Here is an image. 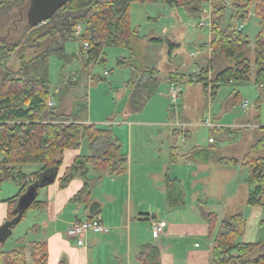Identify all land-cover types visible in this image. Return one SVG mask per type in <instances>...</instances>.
Here are the masks:
<instances>
[{
  "label": "trees",
  "instance_id": "1",
  "mask_svg": "<svg viewBox=\"0 0 264 264\" xmlns=\"http://www.w3.org/2000/svg\"><path fill=\"white\" fill-rule=\"evenodd\" d=\"M156 1L68 0L49 19L37 25L28 21L31 0L0 1V11L3 8L9 11L17 7L19 20L25 22L18 39L9 42L5 40V35L0 40V52L3 55L16 50L19 57V69L13 74L3 71L0 79V184L4 180H13L20 184L21 193L30 186L38 189L49 184L57 178L62 152L68 148H77L81 140L86 138L92 153L77 157L58 180L59 185L64 187L75 176L81 177L83 185L73 200L85 204L89 212L87 219L97 216L100 204L90 199L92 183L87 179V165L91 164L100 173L107 171L108 174L119 175L125 171L126 157L121 153V143L110 128L84 124L74 115L62 112L60 103L70 94V89L77 88V82L67 81L62 76L57 91L59 101L57 105L48 104L53 96L48 77L49 59L56 56L68 64L82 56L87 66L104 60V46L128 48L129 56L118 60L117 64L130 66L136 71V78L130 81L129 107L131 110H139L145 99L154 92L159 81V70L142 68L136 61H132L134 50L131 39L137 36L138 30L131 28L130 6L134 2ZM162 1L172 7H185L190 14L196 16L200 15L205 3L211 9L209 45L214 57L209 59L206 68H200L190 75L170 72L168 81L176 84L185 80L201 83L207 94L214 97L220 84L249 80L254 67L253 82L259 92L256 107L259 108L264 103V0H232V14L225 27H221L227 9L225 0ZM248 11L260 18V28L253 42L242 34V30L231 24L234 19H242ZM82 24L84 27L76 36V27ZM73 40L79 43L78 53L66 52V43ZM150 41L159 43L162 39L153 38ZM84 42L88 43L85 51ZM26 50L32 52H25ZM249 51H252V62L247 56ZM221 56L229 64L214 70ZM210 73H213L212 76H209ZM81 108L85 109V104ZM260 132V136L241 161L248 171L246 181L253 187L248 195L249 206H264V126H260ZM192 155L204 162L215 160L216 163L226 165L238 163L236 158L213 157L211 149L198 148ZM176 160L172 152L170 161ZM25 163L42 164L44 169L52 172V179L43 181L38 174L25 177L15 167ZM164 188L168 207L175 208L184 204L182 184L178 178H165ZM40 205V202L34 200L29 208ZM26 211L19 215L16 206H11L6 223L14 224ZM204 217L213 230L217 216L204 212ZM245 222L242 212L225 216L220 221L212 245V264H264V240L255 243L238 241ZM8 233L7 231L6 235ZM27 250L34 264H46L47 248L44 242H32L28 247L0 251V264H26ZM136 259L138 264H160V251L156 245L147 243L139 248ZM59 264L65 263L61 260Z\"/></svg>",
  "mask_w": 264,
  "mask_h": 264
},
{
  "label": "crops",
  "instance_id": "2",
  "mask_svg": "<svg viewBox=\"0 0 264 264\" xmlns=\"http://www.w3.org/2000/svg\"><path fill=\"white\" fill-rule=\"evenodd\" d=\"M250 14L252 12H246L243 18ZM153 38L156 37L150 39ZM147 67L155 69L154 66ZM74 74L72 78L77 80L79 91L81 80ZM164 79L167 80L168 76L165 75ZM130 81L127 86L131 87ZM119 92L120 97L126 94L124 89ZM130 96L131 89L126 95V106L119 112L121 117L117 120L110 116L93 119L86 110V103L83 111L80 108L85 102L81 96H73L61 108L62 112L74 115L84 124L110 128L121 143V153L126 157L124 173H100L91 164L87 165V179L92 183L90 199L100 204V212L96 217L110 227V232L86 233L80 238H71L66 234L73 222L87 219L89 215L85 204L73 200L83 185V179L75 176L64 187L59 185L58 180L77 157L92 153L88 140L83 138L77 148L62 152L57 178L37 189L35 201L42 205L29 208L14 224H7L6 221L10 207L23 194L20 184L13 180H4L0 184V251L28 247L32 242H44L47 248L46 264H59L61 260L65 264H138L136 254L139 248L150 243L160 251V264H212V245L220 221L231 215L227 214V209L235 208L241 192L245 208L239 205L241 208L236 212H242L246 222L238 241L255 243L264 240V206L247 204L253 187L246 181L248 171L242 177L239 176L237 168H241L240 161L227 165L216 163L215 160L204 162L191 155L200 147L188 149L185 144L178 146L170 143L166 146L162 139L169 137L168 132L159 130L156 135L153 131H147L146 134L139 129L134 130V124L138 121L129 118L132 115L129 109ZM237 97L238 94H235ZM242 108L246 109L247 106ZM183 117L180 111L174 115L169 112L167 119L147 123L171 126L169 130L174 140L178 131L183 133L181 125H190ZM184 132H187V128ZM155 137L158 142H162L155 144ZM202 148L208 149L206 146ZM172 152L177 158L175 162L170 161ZM15 167L25 177L38 174L44 180L53 175L39 163L18 164ZM167 177L181 181L183 205L168 207L164 188ZM204 212L217 216L213 230ZM24 220L26 223L22 225ZM153 221H165L161 233L154 234ZM7 231L9 233L6 235ZM26 264H34L28 250Z\"/></svg>",
  "mask_w": 264,
  "mask_h": 264
},
{
  "label": "rangeland",
  "instance_id": "3",
  "mask_svg": "<svg viewBox=\"0 0 264 264\" xmlns=\"http://www.w3.org/2000/svg\"><path fill=\"white\" fill-rule=\"evenodd\" d=\"M225 2L227 9L221 27L228 25L229 16L233 9L232 0ZM19 15L17 7L9 11L3 8L0 11V40L7 35L6 41H15L22 35L25 22L19 20ZM201 20L211 21V9L208 3L203 5L199 16L190 14L185 7H172L161 1L153 3L134 2L131 4V28L138 30L137 36L131 39L134 50L132 61H136L142 68L154 66L155 69L159 70V81L154 92L145 99L142 107L139 110H132L130 112L132 115L129 118L138 121L134 124V130L136 128L144 131V133L153 131L156 135L159 130L168 132L170 138L163 137L162 139L165 140L166 146L169 143L178 146L185 144L188 149L206 146L212 150L213 157L236 158L241 163L252 143L260 136V126H264V103L259 108L256 107L259 92L258 87L253 82L254 67L251 69L249 80L220 84L214 97L207 94L201 83L186 80L177 84L181 93L174 105L165 95L171 83L167 85L169 81L164 79L165 75L169 76L170 72L177 71V69L185 75H190L202 67H207L209 59L214 57L212 51H209L210 26L198 27V22ZM241 23L244 24L242 34L253 42L260 28V18L252 12L245 18L234 19L231 22L236 27ZM80 27L83 29V24ZM152 37L161 38L162 41L159 43L151 42L150 38ZM78 51V41L73 40L66 43V52L78 53ZM25 52L31 53L32 51L26 50ZM102 52L103 61L98 60L87 66L84 64L85 61L82 56L68 64L56 56L49 59L48 77L54 105H57V101H59V96L55 90L59 88L62 76L67 81L77 82L76 79L72 78L76 73L81 80V88L79 91L77 88L70 89V94L65 96L60 103L62 107L70 99L72 100L73 96H81V98L84 97L83 101H85L82 104L86 103V110L93 119L100 120L106 116H110L114 120L120 119L119 112L126 106V103L124 104L127 99L126 95L131 89L127 83L129 79L132 81L135 79L136 71L130 66L117 64L118 60L125 56L128 57V48L104 46ZM247 56L252 62V51H249ZM18 58L16 50L5 55L0 52V79L3 71H9L13 74L19 69ZM218 62L215 64L214 70L229 64V61L223 56L218 59ZM105 71L109 72L106 76L103 74ZM213 73H210L209 76H212ZM131 74L132 77H130ZM122 89L125 90L126 94L120 97L119 91ZM235 94H238L237 98H235ZM245 100L247 101V108L243 109L242 102ZM179 111L184 116V120L190 123L189 126L185 127L187 128L185 142H182L183 133L179 131L173 140L169 130L171 126L147 123L165 120L169 112L174 115L175 113L178 114ZM206 118L223 126V131L222 129L217 131L203 125L202 121ZM229 131L233 132L230 133ZM209 137L214 139V143L208 142ZM153 142L156 144L158 138L155 137ZM240 167L237 170L239 176L242 177L247 172V168L242 163ZM241 198L242 192L236 201L235 210L227 209V214L239 211L241 208L239 205L243 204ZM200 199L203 200L202 197ZM225 202L229 201L226 200ZM23 223L22 225H25V220ZM234 253L236 252L234 251Z\"/></svg>",
  "mask_w": 264,
  "mask_h": 264
},
{
  "label": "built area",
  "instance_id": "4",
  "mask_svg": "<svg viewBox=\"0 0 264 264\" xmlns=\"http://www.w3.org/2000/svg\"><path fill=\"white\" fill-rule=\"evenodd\" d=\"M245 22V21H244ZM209 25L210 26V21H206V20H201L198 22V27H205ZM244 24L241 23L239 24V26H237L238 30H242L243 29ZM82 29L80 27V25H78L76 27L75 30V35L78 36L81 33ZM88 47V43L84 42L83 43V49L84 51L87 49ZM212 48L209 46V51H211ZM104 76L108 75L109 72L105 71ZM180 87L177 84H172L170 83L168 88H167V97L170 101V103L172 105H174L179 96H180ZM48 104L50 106H53L55 104L54 102V98L53 96L50 97ZM247 106V102H244L242 107H246ZM202 124L207 126V127H211L214 130L217 131H221V129H223L221 125H217L215 123H213L209 118H206L204 121H202ZM183 128V137H182V141H184L185 139V133L184 129L186 125H181ZM209 142H213L214 139L212 137L208 138ZM165 226V221H153L152 223V230L154 232V234H158L161 233L163 231V228ZM110 232V227L106 224H104L99 218L97 217H93L91 219H83V220H77L75 222H73L66 230V234L68 237L71 238H80L82 235L86 234V233H95V234H108ZM80 243V242H79Z\"/></svg>",
  "mask_w": 264,
  "mask_h": 264
},
{
  "label": "water",
  "instance_id": "5",
  "mask_svg": "<svg viewBox=\"0 0 264 264\" xmlns=\"http://www.w3.org/2000/svg\"><path fill=\"white\" fill-rule=\"evenodd\" d=\"M68 0H31L28 11V21L37 25L51 17V15L66 4ZM53 175L48 176L45 180H51ZM37 187L30 186L19 198L16 211L21 215L26 211L36 198Z\"/></svg>",
  "mask_w": 264,
  "mask_h": 264
}]
</instances>
